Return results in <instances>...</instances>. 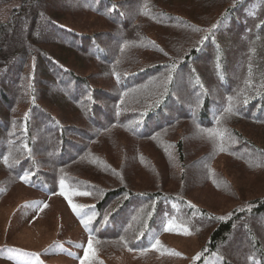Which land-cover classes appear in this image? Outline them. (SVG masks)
<instances>
[{"label":"trees","instance_id":"1","mask_svg":"<svg viewBox=\"0 0 264 264\" xmlns=\"http://www.w3.org/2000/svg\"><path fill=\"white\" fill-rule=\"evenodd\" d=\"M195 1L202 3L201 16ZM181 5L192 11L179 9L178 0H0V201L22 183L31 194L19 210L35 214L39 196L59 193L63 181L89 192L93 205L73 215L92 238L84 264H99L117 250H144L155 226L186 206V197L164 188L176 178L174 165L185 183L198 173L191 164L217 177L211 168H219L220 158L237 156L249 173H264V145L247 133L264 141V0ZM74 14L94 15L97 25L107 21L110 28L89 31L82 21L77 27ZM214 22L217 30L206 31ZM156 25L177 31L159 35L150 27ZM146 52L167 59L153 63ZM86 58L99 64L114 90L69 64ZM56 102L69 105L63 115L51 108ZM179 129L191 130L199 143L187 147L185 137H169ZM122 130L145 144H130ZM218 132L239 138L257 156L221 144ZM206 143L210 149L198 156ZM140 169L148 179L138 180ZM200 213L199 224L209 230L191 264H264V196L221 218L207 208ZM66 241L61 244L73 243ZM21 253L25 259L33 252L0 244V259L10 264H27Z\"/></svg>","mask_w":264,"mask_h":264},{"label":"rangeland","instance_id":"2","mask_svg":"<svg viewBox=\"0 0 264 264\" xmlns=\"http://www.w3.org/2000/svg\"><path fill=\"white\" fill-rule=\"evenodd\" d=\"M190 1L191 0H178V3H180L179 9L183 11L190 9L192 11L191 8H185L181 5L183 2L187 3ZM201 4L200 1H195L194 11L197 16L202 15L203 10L199 6ZM179 9L177 11H179ZM94 17L95 16L91 14H81V16L74 14L76 20L73 21L75 24H72L75 26H82L81 23H79L82 21L84 26H86V28H84L89 31L94 28H103L104 26L110 28L107 21L97 25L96 22H94ZM216 24L217 22H214V24L212 23V27H209L206 31H216L217 29L214 28ZM150 27H154L152 31L159 35H163L164 32H166V34H172L177 31V29L170 25H165V27L159 25ZM112 30H115V28H112ZM224 41H228L227 37L223 38V42ZM161 43L164 44L162 41ZM234 43V36L229 35L228 45L232 53L231 56L237 52L234 48L236 46ZM168 44L169 42H167L165 48H171ZM198 44H200V42ZM111 49L112 52L114 49ZM144 54L145 57L149 56V60L153 63L160 62L162 61L161 59H167L165 56L159 55L158 53L153 54L151 52H146ZM233 63H235V57L232 58V65ZM69 64L79 70L81 74L89 75L92 79H96L103 89H115L111 88L113 85L111 84L112 81H107L102 72L99 71L98 68H95L100 66L99 64L96 65L93 63L92 59H80L70 62ZM198 66L202 74L208 76L203 63H198ZM232 68L234 69L230 68L229 70L230 75H233V70L236 72L235 64ZM239 69L240 67H237V70ZM253 77L252 80H260L257 79L256 76ZM183 95L185 96V93H183ZM55 104L57 105H51V108H54L57 113L63 115L62 108H65L64 106L67 104L65 103L66 105L64 106L59 102ZM187 105L190 106L189 103ZM259 108L260 107H254L253 112L258 114L260 112ZM178 112L181 114L179 109ZM77 122L85 126L83 120L80 119ZM116 128L119 129L120 127H113V129ZM122 131V139L129 141L130 144H145L141 142V138L136 137L133 133L126 130ZM192 133L191 130L182 133V130L180 131L179 129L171 133L169 137L183 136L186 140V146L190 147L199 143V140H196V138L199 139L198 136ZM247 133L259 144L264 145L262 139H258L251 132L247 131ZM218 134L221 136V139L225 141V143L222 142L221 144L235 148V150L246 156H257L251 149L244 147L243 141H239V138L236 139L233 137L232 139L231 136H227L222 132H218ZM189 137L194 138V140L190 142L188 139ZM206 144L207 146L203 144V146L197 150L198 156L210 149L209 144ZM173 153L174 159L171 158L172 162L177 160L175 151H173ZM234 158L230 160L220 158L218 162H216L217 165L219 164V168L215 167L211 168V170L213 171L214 169L217 177L215 175L206 176L198 165L191 164V169L194 172H198L195 174L196 177L193 179L192 183H185L178 172L181 170L180 166L174 165L176 169L174 172L177 174L176 178L172 182L170 181L167 183L164 188L167 192L182 195L183 198L186 197L188 203L189 201L192 202L191 205L190 203H187L186 206L181 205L179 210H172L173 215L171 217L169 216V220H164L162 225L158 223V225L155 226L157 230L151 231L152 236L150 245L145 247L144 250H117L110 254L103 255L104 257L101 258L102 261L99 264H191L196 256H198L199 249L205 242V236L209 230V228L203 230L202 224H199L200 220H204V216H200L201 209L207 208L213 213L221 215L218 216L221 218L224 217L222 215L229 214L232 209L243 206L246 199L250 200L257 196H264V173H249L243 163L237 161L239 157L236 156ZM262 160L264 161V158ZM244 161L248 160L245 159ZM216 164L214 166H216ZM243 167L246 172L244 175L240 176ZM138 174L139 181L141 179H148L150 176L142 169L138 171L137 175ZM171 175H174V173H171L169 177H171ZM219 179H222L224 184L218 182ZM156 181L158 182V180ZM74 183L76 184V182ZM62 184L63 187L61 191L51 196L49 195L48 197L50 198L44 197L46 195L39 196L40 199L36 206L35 214L25 213V210H19V206L25 201L24 199L28 198L31 194L30 189L25 187L22 183H18L16 186L14 185L12 191L9 194L7 193L5 197L3 196L4 198L0 201V244L4 243V241H9L28 248V250L33 253H26L28 257H25V259L23 257L25 255L22 253L20 255L23 262L26 261L27 264L29 261L34 262V264H43L45 261L51 264H84L85 257L88 256V260L90 259L91 255L90 251L88 252L89 248H87V246L89 240H92V238L83 230L81 223H79V216H76V219L73 216L76 213V210L73 209V205L77 206V210H81V208L85 206L93 205L95 198L89 192L80 190V188L75 187L76 185H72L70 182L63 181ZM181 190H187V192ZM69 201H71V203H69ZM134 217L137 218L139 216L137 215ZM156 222L157 221H155V223ZM5 229L6 231L4 233L3 230ZM189 232L191 234H186ZM68 239L73 240V243L68 246L61 244V240L70 242L66 241ZM157 240L160 242L159 244H156ZM241 242L242 240L239 242L242 245L243 242ZM226 245L227 244H223V246ZM91 261L95 263L92 259ZM0 264L10 263L7 260L0 259Z\"/></svg>","mask_w":264,"mask_h":264},{"label":"snow or ice","instance_id":"3","mask_svg":"<svg viewBox=\"0 0 264 264\" xmlns=\"http://www.w3.org/2000/svg\"><path fill=\"white\" fill-rule=\"evenodd\" d=\"M226 111L230 112V111H231V107H229L228 109H226ZM5 163H7V160H5ZM24 179H27V177H24ZM85 194H87V193H85ZM69 203H71V201H69ZM45 207H46V205H45ZM73 209H74V210H77V206H76V205H73ZM83 223H84V225L87 227L89 221H88V220H84ZM186 234H191V233L189 232V233H186ZM159 243H160V242L157 240V241H156V244H159ZM88 247H89V251H92V245H91V243L89 244ZM198 258H199V256L197 257V259H198ZM87 259H88V257H85V260H86V261H87ZM28 264H34V262L29 261Z\"/></svg>","mask_w":264,"mask_h":264}]
</instances>
